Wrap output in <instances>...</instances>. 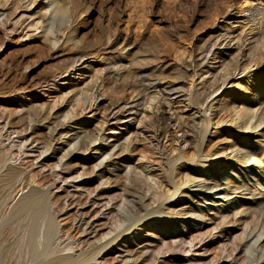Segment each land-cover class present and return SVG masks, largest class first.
<instances>
[{
	"label": "bare ground",
	"instance_id": "1",
	"mask_svg": "<svg viewBox=\"0 0 264 264\" xmlns=\"http://www.w3.org/2000/svg\"><path fill=\"white\" fill-rule=\"evenodd\" d=\"M8 1H4V5L0 4L3 5L2 7H6L9 3ZM14 1L12 3L17 4V10L23 7L26 10L28 7L30 11V8L33 9L37 6H43L48 9L47 12L50 9V12L62 10L61 0H47L46 2L45 0ZM249 3L246 8L231 13L225 12L219 23L213 25V32L210 29H206L200 37V40H204L195 52L182 47L175 49L171 61L165 55L164 59L156 55L155 52L165 49L159 48L157 45H154L155 47L152 48L155 51L153 50L154 52L150 56L140 55L131 60H126V57L123 58L121 55H115L101 62H94L90 60L89 56H81L78 52H75L66 65L60 68L57 73H54L56 75L53 76V83H51L54 89L52 93L58 92L61 96H54L55 102L53 105L51 104L49 111L46 109L48 112L43 113L41 116V113L37 114L39 117L37 115V117H32L35 114L31 110L33 107L37 108V106L32 104V108H30L23 103L20 104V111L22 110L27 113L29 115H26L28 118L31 117L29 118L31 121L27 118L25 120H28V123L31 122L32 131L30 134H27V131L23 128L24 125H21V121V124L18 125L19 123L6 122L3 117H0V139H6L9 141L8 144H10L8 147L3 146L2 142L0 143V198L2 197L4 203L10 205L19 192L21 196L16 205L12 206L14 210L12 209L13 212L8 222H15L23 216L24 213H19L18 215V212L27 211V209L37 206L40 207V213L34 218H30L29 216L27 218L34 221L36 225L40 224L44 231L41 242L35 241L33 236L27 239V249H32L37 244L40 249L29 255V259L25 260L22 258L16 264H89L95 260L96 255L101 249L108 247L119 236L128 234L132 228L138 227L137 229L140 231L143 225L138 224L145 220L149 221L147 224H144V227L154 226L150 221L152 218L159 219L164 217L158 220V223L163 222L166 224L168 223L169 215L177 217L184 215V217L187 216L186 220L188 222L192 220L196 222L200 218V212L192 208V205L189 206L187 202L184 203L187 207H181L176 213L172 209L167 210V212L162 210V204L167 200H176L175 197H177L178 193H182L180 190L185 189L188 184H193V187L197 189L196 191L210 193L219 186L220 180H224L223 178L219 180V174L222 173L232 174V176L242 174L246 178L252 177L255 179V186L257 182L263 180L264 97L257 101V98L262 94L263 88H256V95L252 98V101L255 102L253 105H241L238 107V105L234 106L233 104L241 93L237 89H246L241 87V83H231L236 75H244L242 82L244 85H249L252 82L251 78L256 76L255 70L251 71V69L264 68V2L261 0H251ZM13 8L11 9L13 10ZM17 10H13L14 13ZM18 14L21 15L18 17V21H15L24 20L23 17L26 14ZM18 14L16 13L15 16ZM9 16H11V13ZM13 16L14 14L11 18ZM27 18L30 17L27 16ZM15 21L13 22L15 23ZM47 38L43 36L42 42L52 43ZM70 39L72 38L66 41L67 43L70 42V49L76 51L79 44ZM56 43H58L57 39L51 45H55ZM51 45L48 46L53 47ZM144 52H140V54ZM86 76L89 79L88 82L90 81L89 85L85 81ZM262 78H264L263 75L258 78V81L262 80ZM69 79L71 82H68ZM60 80L61 82L63 81L62 84L57 85L56 82ZM105 80L108 81L107 87H104ZM228 84H230L231 88L226 89L225 87ZM256 84L257 82H255ZM79 85H81L80 88L86 85L85 90H81ZM68 86L75 87L73 90L71 89L74 92L81 90L69 102L68 99L65 100V97L71 90L63 92ZM107 90H111L116 95L121 94V97L118 96L119 98L115 100H106L107 97L104 95V91L107 92ZM217 91H221V94L211 99L214 102L210 101L207 103V100ZM44 93L47 95L51 94L50 90L44 91L42 94L44 95ZM102 100H106L103 109L100 106V101ZM64 110L66 113L60 116V118L63 117V122H61L62 124H56V126V120L54 122L51 120L58 117ZM32 111L38 113L35 109ZM84 113L90 114V118L97 120L96 124L92 127L93 130H91L93 132H88L79 122L74 123V125L79 126V130L67 131L58 129L64 127L65 123L81 120ZM206 114H209L207 119L205 118ZM36 123L41 124L40 126L48 134L49 142L45 143L44 146L43 139L41 138V141L38 134L35 133L36 131L33 132ZM210 125L214 127L228 125L233 132L221 130L218 134L223 137L219 141V144L221 143L222 145L217 149L213 147L210 150L201 151V148L204 150L213 137L206 136L208 134L207 127ZM105 126H112L109 129L112 131L117 130L120 132L123 130L124 133L119 137L111 135L113 133L110 131L109 136H104L103 131ZM117 126L122 129H117ZM239 132H241L242 136L238 141L233 143L230 140H226L227 135L232 137ZM13 134L16 135H14L15 139H11L10 137ZM245 139L249 140L248 145L241 142L245 141ZM97 141L104 143V145L96 146ZM230 142L231 145H229ZM58 144L65 145L67 149L56 158V152L59 148L55 147V145ZM136 145H141L142 147L140 154L139 152L137 153L139 154V160H145L147 163L151 161V164L156 163L161 167V170L163 169V181L156 177L158 175L155 176L148 173L142 175L144 176L143 178L142 176L138 177L135 175L132 177L131 174L134 169L131 171V167L125 165L123 169L126 174H124L126 176H124L126 188L124 191L122 190L125 197L119 199L118 205H111L107 213L97 211V214H101L106 218L103 221L109 224V231H111L113 236L103 244L93 247L88 252H81L77 255L57 253L58 244L55 242L58 230L56 229L54 216L56 212H53L52 203H50L51 194L49 189L56 183H63L68 185L70 190L72 189V192L61 189L63 193L65 190L63 198L69 200V202L74 197H83L86 201L90 198L91 206L108 207L112 204L110 203L111 200L107 199L104 204L102 203L103 205L101 202L104 201L105 194L110 191L111 187H114L112 185L105 189L101 186L103 182L99 181L98 187L96 186L97 188L95 187L96 189L94 188L95 190L92 193V188L89 191L88 186L92 180H97L99 176L96 175L94 178H89L90 181L89 179L86 181L84 179L78 180L87 175H77L76 166L78 164L67 167L66 161L74 156L79 157L83 153L94 152L99 154L101 158L93 166V172L90 175L93 176L95 168L98 169L100 167L104 169L107 165L106 163L112 160L111 158L114 156L113 153L116 149H118V152L120 151L117 153V156H120L121 153L132 154ZM14 148L18 149V156H23L22 161H25V163L30 162L31 166H33L34 161L41 170H44L50 161L56 160L50 166L48 174L51 180L49 183H46V189L36 191L33 188L31 179L23 171L24 169L22 170L8 164L10 155L15 153ZM255 148H259L260 153L254 159L251 151ZM189 149L193 150L194 153L189 155L187 153ZM212 157H224V159H227L224 164L225 166H222L218 160L210 161L209 159H212ZM201 159L209 161L203 165L200 162ZM81 161H86V159H81ZM178 161H183L184 164H187V167H185L187 171L190 168L188 166L196 165L191 170L192 175L185 172L176 179L179 172L175 167V163ZM231 162H234V165ZM111 166L114 167V164ZM143 168L144 166L141 170H144L146 167ZM68 180L69 184H67ZM233 187V191L240 188L239 185H233ZM60 188L58 187L57 191ZM242 191H247V194L250 196L254 195V191H250L247 187ZM203 193L196 192V198L202 197V199H205L208 197L207 194ZM115 195L113 196L115 197ZM118 195L116 196L118 197ZM258 195H260L259 198L255 199L254 202L249 201L251 205L246 206L239 213L240 218L247 220L254 219V216L259 215L260 212H264V195ZM119 197L122 198L121 195ZM109 199L113 201V198ZM114 200L116 201V199ZM191 201H193V198ZM5 216L6 214L2 217ZM81 217L76 215L73 218L76 225L78 224L79 228H83L82 233L87 231L90 233L91 224L83 222ZM5 223L3 224L4 226H6ZM195 226L199 228L198 224H195ZM257 228L255 227L254 230L249 232L243 231L240 234L241 230L238 234L241 236L230 237L231 239L228 241L231 246L229 245V248L224 245V242H220L222 245L219 248L220 254L225 253L223 259L231 257L230 261L233 264H264V244L261 245L264 241V229L260 228L257 230ZM8 235L10 233L2 234L5 238V240L3 239L4 241L9 240L7 238ZM188 235L190 236L188 242H185L183 235L178 236V243L176 242L178 245L172 246L173 249L175 248L177 252L183 254L189 252V249H183V245L185 247L186 244H193L195 239L192 237L191 232ZM203 236L201 235V237ZM166 246L169 247V245ZM5 247L10 248V245H5ZM232 251L235 253L234 256H232ZM172 252L174 253V251ZM213 258L216 259L215 257ZM0 264L7 263L0 260Z\"/></svg>",
	"mask_w": 264,
	"mask_h": 264
},
{
	"label": "rangeland",
	"instance_id": "2",
	"mask_svg": "<svg viewBox=\"0 0 264 264\" xmlns=\"http://www.w3.org/2000/svg\"><path fill=\"white\" fill-rule=\"evenodd\" d=\"M4 1L6 2V0H0V3L4 5ZM46 1L47 0H45V2ZM250 1L251 0H61L62 10L59 12H50L51 9L47 12L48 9L43 6H37L33 9L30 8V11L28 7L26 10H24V7L17 10L18 6L17 4H13L15 2L14 0H9L6 7H2L3 5L0 4L2 7H0V117H3L6 122L19 123L18 125L22 122L21 125H24V127H22L27 131V134H30L32 127L31 122L28 123V120L31 121V119H29L31 117L28 118L27 116L29 115L27 113L22 110L20 111V104L23 103L30 108H32V104L37 106V108H33L38 113L32 111L34 110L32 108L31 112L35 114L32 113L34 116L30 114L32 117L40 113L41 116L43 113L48 112L51 104L53 105L55 102L54 96H61L58 92L52 93L54 89L51 83H53V76L56 75L54 73H57L60 68H63L75 52H78L81 56H89L90 60L94 62H101L115 55H121L123 58L126 57V60H131L140 55L150 56L152 52L155 51L152 48L155 47L154 45H157L159 48L162 47V49H165L155 52L156 55L161 59H164L166 56V58L171 61L173 59V51L177 48L182 47L186 50L195 52L204 40H200V37L206 29H210L211 32H213V25L219 23L225 12L231 13L246 8L250 4ZM261 1L264 2V0ZM254 2H252V4H254ZM11 8L17 10V14L25 13L26 16L23 17L24 20H19L20 23L16 22L15 20L18 21V17L21 14L15 16L16 13H14ZM10 13L11 16H9ZM13 14L14 16L11 18ZM7 15L9 19L11 18L10 20ZM27 16L31 19L27 18ZM13 21H15V23ZM21 21L24 23L22 24ZM43 36L44 38L48 37L47 39L52 41V43L48 44V42H42ZM69 38H72L70 40H74L76 43L78 42L77 44L79 45H77V48L79 50L76 49L75 51L70 49V42L67 43L66 41ZM56 39L58 43L51 45ZM47 44L53 47H49ZM167 51H169V53H167ZM140 52L144 53L140 54ZM254 70L256 76L251 78L252 82L249 85L243 84L242 80H244V75H236L231 82L234 84L241 83V87L246 89H237V91L241 93L239 92V98L234 101V106L253 105L255 102L252 101V98L256 95L255 91L257 87L263 88L262 94L257 98V101L264 97V78L258 81V78L262 77V75L264 76V68L258 67L256 69H251V71ZM88 80L86 76L85 81L88 82ZM62 82L60 80L57 81L56 84L59 85L62 84ZM68 82H71V80L69 79ZM107 82V80L104 81V87L108 86ZM255 82H257L256 85ZM89 83L90 81L88 85ZM229 85L230 84L226 85L225 88H231ZM80 86L81 85H79V88ZM85 86H82L80 89L85 90ZM73 88L72 86H68L63 92H68V90H73ZM47 90H50L51 94L47 95L44 93L43 95L42 93ZM71 91L65 97V100L68 99V102L71 98L74 99L80 92L79 90L75 92L72 91L73 93ZM219 94H221V91H217L213 94L212 97L207 100V103L217 95L219 96ZM104 95L107 97L106 100H115L121 97V94L116 95V93L111 90H107V92L104 91ZM106 100L100 101L101 109L105 107ZM211 102H214V100ZM65 110L67 111V109ZM65 110L63 111L64 113H60L62 115L59 114L58 117L51 120L53 122L55 120L57 121V123L55 121V125L62 124L63 117L60 118V116L66 113ZM208 115H205L206 119L209 117ZM37 116L39 117V115ZM26 118L28 119L27 121H25ZM96 121L97 120L90 118V114L84 113L81 120L65 123L64 127L58 129L67 131L79 130V126L74 125V123L79 122L88 132H93L91 130H93L92 127L96 124ZM39 123H36L33 132L36 131L35 133L38 134L41 141L43 139L42 142L44 146L45 143L49 142V138L46 130L40 126L41 124ZM27 126H30L28 127L29 130ZM110 127L112 128V126H105L104 128L106 130L103 128L104 136H109L112 132L113 134L111 135L120 137L124 133L123 130L120 132L117 130H109ZM117 129L122 128L117 126ZM207 129L208 134L206 136L213 137L204 150L201 148V151L210 150L213 147L217 149L222 145L221 143L219 144V141L223 137L218 134L221 130L233 132L228 125L222 127L210 125ZM14 135L15 134L10 136L11 139H15L16 135ZM241 136V132L232 137L227 135L226 140H230L234 143L238 141ZM248 141L249 140L245 139V141L241 142L248 145ZM231 142L229 145H231ZM0 143L2 145L4 144L3 146L9 147L10 145L8 144L9 141L4 138L0 139ZM95 145L103 146L104 143H99V141H97ZM55 147L59 148L56 152V158L67 149L63 144L55 145ZM135 147L132 154L121 153L120 156H117V153L120 151L118 152V149H116L113 153L114 156H111L112 160L106 163L107 165L104 169L100 167L98 169L95 168L93 176L90 175H92L93 166L98 163V160L101 158L99 154L87 152L88 154L83 153V155L81 154L79 157L74 156L69 159L70 161H66L65 164L67 167L78 164L76 166L77 168L75 167L77 175H87L78 180L84 179V181H86L91 177L94 178L96 175L99 176L97 180H92L91 184L88 186L90 189L89 191H91L92 188V193L100 182H103L101 186L105 189L112 185H114V187H111L110 191L105 194V196L108 197H104V201L101 202V204H104L107 199L109 201L111 200L110 203L112 204L108 207L91 206L90 198L86 201L83 197H74V199L69 202V200L63 197L65 195V190L72 192V189L70 190L68 185L63 183H56L49 189L51 194L50 203H52L53 212H56L54 216L56 229L58 230L57 240L55 242L58 244L57 253L77 255L81 252H88L93 247L103 244L113 236L111 231H109V224L103 221L106 218L101 214H97V211L100 213H107L111 205H118L120 202L119 199L125 197L124 192L122 193V190L124 191L126 188V174L123 169L125 165H129L131 171L134 169V171H132L133 175L131 174L132 177L134 175L140 177L148 173L155 176L158 175L156 176L158 179H163V169L161 170V167L156 163L151 164V161L147 163L145 160H139L138 158L142 151V147L141 145H136ZM13 150L15 153L11 154L13 156L10 155L8 164L22 170L24 169L23 171H25L27 176L31 179L33 188L36 191L46 189V183H49L51 180L48 174L50 166H52V163L56 160L50 161L44 170H41L34 161L33 166H31L30 162L25 163V161H22L23 156H18L17 148ZM138 152L139 154H137ZM187 153L191 155L194 152L189 149ZM251 153L253 158H257L260 150L259 148H255ZM80 158L86 159V161H81ZM201 160L200 162L203 165L207 164L209 160H218L221 162L222 166H225L224 164L227 161L224 157H212V159L209 160ZM231 163L234 165V162ZM113 164L114 167L111 166ZM175 164L179 172L176 179L185 172L192 175L191 170L196 166H188L190 168L187 171L185 169L187 164H184L183 161H178ZM143 166L146 168L141 170ZM163 168L166 169L164 166ZM143 177L144 176H142V178ZM262 177L263 180L257 182L255 186V179L252 177L246 178L243 177L242 174L232 176V174L228 175L227 173H222L219 174V180L222 178L224 180H220L219 186L210 193L196 191L197 189L193 187V184L186 185L185 189L180 190L182 193H178L177 197H175L176 200H167L162 204V210L167 212V210L172 209L175 210L174 213H176L181 207H187L184 204L187 202L189 206L192 205V208L200 212V218H198L196 222H194V220L188 222L186 220L187 216L184 217V215L178 216L179 218L174 215H169L168 223L170 222V225L168 223L164 224L163 222L158 223V220L164 218L161 217L159 219H150L151 224H154V226L144 227V224H147L149 221L145 220L138 224L143 225L140 231H138V227L132 228L128 234L119 236L112 244H109L108 247L101 249L96 255L95 260L91 261L89 264H230L232 262L230 261L231 257L223 259L225 253L220 254L219 248L222 247L220 242H224V245L229 248L231 244L228 240L231 239L230 237L233 238V236H241L238 235L241 230L240 234L243 231H252L255 227H258L257 230L260 228L264 229V212H260L259 215L254 216V219L248 220L240 218L239 215L246 206L251 205L249 201L254 202L255 199L260 197L258 194L264 195V176ZM67 184H69V180ZM232 184L234 186L239 185L240 188L233 191L234 187ZM58 187L61 188L57 191ZM246 187L250 191H254L253 196L247 194L249 192L248 190V192L242 191L246 189ZM61 189H65L64 193ZM196 192L207 194L208 197L205 199H202V197L196 198ZM114 193L116 195L119 194L118 197ZM113 195H115V197ZM120 195L122 198L119 197ZM19 197H21L20 192L15 196L10 205L4 203L2 197L0 198V260L7 264H16L22 258L27 260L29 259V255L40 249L38 244L32 249H27V239L30 236H33L34 240L38 242H41L43 238V228L40 224L36 225L35 222L30 219L40 213V207L34 206L32 209H27V211H20L18 215L19 213L24 214L19 220L11 223L8 222L13 212L12 209L14 210L13 207L18 202ZM191 197L193 201H191ZM109 198H113V201ZM114 199H116V201ZM4 214H6V216L2 217ZM76 215L82 216L81 219L83 222L91 224L90 233L88 231L82 233L83 228H79V225H76L75 219H73ZM27 216L30 218H27ZM4 223L6 226L3 225ZM195 224H198L199 228H196ZM206 230L207 232H205ZM189 232L192 233V237L195 239L193 244H186L185 247L183 245V249H189V252L183 254L177 252V249H173L174 246L178 245L176 244V242L178 243V236L183 235L185 237V242L189 241ZM7 233H10L7 237L9 240L4 241L5 238L2 234ZM202 233H205L204 236ZM201 235L203 237H201ZM197 236L200 237L198 238ZM169 240L170 242L168 243ZM165 243L169 245V247L166 245L164 246ZM263 244L264 241L261 245ZM5 245H10V248L5 247ZM167 248L168 250H166ZM171 248L173 250H169ZM172 251H174V253ZM146 252L148 253L146 254ZM234 254L235 253L232 251V256H234ZM216 256H218L217 258L220 260L217 259Z\"/></svg>",
	"mask_w": 264,
	"mask_h": 264
}]
</instances>
